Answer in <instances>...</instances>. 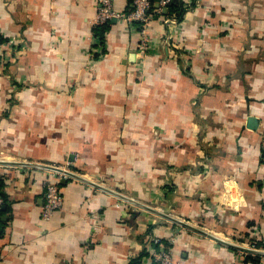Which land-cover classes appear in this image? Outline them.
Listing matches in <instances>:
<instances>
[{
  "label": "crops",
  "instance_id": "0c3cea01",
  "mask_svg": "<svg viewBox=\"0 0 264 264\" xmlns=\"http://www.w3.org/2000/svg\"><path fill=\"white\" fill-rule=\"evenodd\" d=\"M183 2L186 55L158 17L144 57L97 0H0V264H264V0Z\"/></svg>",
  "mask_w": 264,
  "mask_h": 264
},
{
  "label": "built area",
  "instance_id": "2783aa9c",
  "mask_svg": "<svg viewBox=\"0 0 264 264\" xmlns=\"http://www.w3.org/2000/svg\"><path fill=\"white\" fill-rule=\"evenodd\" d=\"M173 0H131V12L128 15L119 13L114 9V0H97L95 23L102 25L113 19H123L130 26L136 24V31L140 33V42L138 49L141 54H145L149 48L150 42L146 35L148 24L151 20L162 17V23L169 28L168 32L175 31L177 23L174 19L165 18L162 16L163 11L169 7ZM174 36L169 35L167 42ZM6 44H4L5 46ZM13 44L10 42L7 46ZM145 57V55H144ZM264 143V142H263ZM264 146V145H263ZM62 194L56 182L47 181L44 183V203L42 206L41 217L44 221L49 220L52 215L62 208ZM3 200L0 197V211L2 210ZM252 255L264 253V249L251 248ZM264 261V255H262ZM261 257V258H262ZM151 258L155 264H174L170 251L160 249L151 251Z\"/></svg>",
  "mask_w": 264,
  "mask_h": 264
},
{
  "label": "trees",
  "instance_id": "16d2710c",
  "mask_svg": "<svg viewBox=\"0 0 264 264\" xmlns=\"http://www.w3.org/2000/svg\"><path fill=\"white\" fill-rule=\"evenodd\" d=\"M186 8L188 9V7H184V2L183 0H173L171 2V4L168 7V12L166 14V17H174L177 20H180L184 14V12L186 11ZM131 9V8H127V11ZM130 11V10H129ZM128 11V12H129ZM111 25V22H107L104 23L102 25H97L92 29L93 35L96 39L102 40L105 33L109 30ZM5 39L1 38L0 36V44L4 43ZM172 49L174 52L178 51V45H173ZM263 142H264V133H263ZM3 180L0 179V197L3 200V206L6 207L5 210H1L0 214H3L4 212H7L8 210V199H7V195L3 190ZM147 235H149V233H147ZM256 248L258 249H264V243H262L261 241H255V243L253 244ZM154 248L157 249V245L153 242V241H146L145 243H143V247L141 252L136 255L135 257L130 258L128 264H142V259L144 257L149 256V252H148V248ZM158 251V250H156Z\"/></svg>",
  "mask_w": 264,
  "mask_h": 264
},
{
  "label": "rangeland",
  "instance_id": "374dc122",
  "mask_svg": "<svg viewBox=\"0 0 264 264\" xmlns=\"http://www.w3.org/2000/svg\"><path fill=\"white\" fill-rule=\"evenodd\" d=\"M170 34H172L174 37L173 38H171L170 40H169V42H167V46L168 47H170V49H172V46L173 45H178L179 43H180V41L182 40V38L180 39L179 38V36H177V30H175V31H173V32H171V33H169L168 32V34L167 35H170ZM171 45V46H170ZM5 46H7V45H5ZM3 47V46H2ZM4 48V50H6L5 51V53H3V56H2V58H3V60H5V61H7V60H9L8 59V56H10V54L12 55V57H13V50H11V46H7V47H3ZM173 51V50H172ZM174 53V56L176 55V56H182V57H184V55H186V53H184V51H182L181 50V52L180 53H178V52H173ZM4 54H6V56H7V58H5L4 57ZM188 56V55H187ZM182 61V60H181ZM184 61V60H183Z\"/></svg>",
  "mask_w": 264,
  "mask_h": 264
},
{
  "label": "water",
  "instance_id": "95a60500",
  "mask_svg": "<svg viewBox=\"0 0 264 264\" xmlns=\"http://www.w3.org/2000/svg\"><path fill=\"white\" fill-rule=\"evenodd\" d=\"M166 12H167V9L164 10V13H166ZM50 169L61 172V170H59L58 168L50 167ZM258 254L264 255V253H258Z\"/></svg>",
  "mask_w": 264,
  "mask_h": 264
}]
</instances>
